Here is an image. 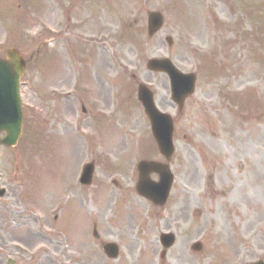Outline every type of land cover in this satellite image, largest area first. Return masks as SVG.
<instances>
[{
	"label": "rangeland",
	"instance_id": "374dc122",
	"mask_svg": "<svg viewBox=\"0 0 264 264\" xmlns=\"http://www.w3.org/2000/svg\"><path fill=\"white\" fill-rule=\"evenodd\" d=\"M93 2L102 18L98 16L91 24V31L85 32L82 27L81 32H75L72 28L80 10L71 15L67 27L66 22L56 21L62 37L69 41L74 38V43L79 37L87 44V36H94L96 42L89 44V50L77 51L83 44L75 43L74 52L69 51L67 56L47 52L40 59L41 51L36 49L49 46L53 50L60 44L59 40L50 45V37L43 33L42 0H0V57L5 49L15 47L28 68L21 79L25 103L22 136L15 148H0V187L7 189L0 198V264H8L9 260L13 264H235L233 254L228 261H219L220 234L226 238L235 236V227L229 220L228 228L218 223L219 210L229 203L227 197L213 195L200 200L204 173L199 155H203L205 143L220 150L229 169L224 173V165L219 164L216 171L222 172H212L217 185L224 175L225 188L229 177L237 182L236 192L245 190L253 174L257 204L254 228L258 231L255 246L263 248L264 231L259 223L264 220V0ZM63 4L67 6V0ZM151 11L163 15L164 26L149 39L146 14ZM166 36L173 39L171 48L164 41ZM153 57L169 58L185 73L197 68L199 94L196 91L197 96L186 101V120L176 117L169 104L167 78L146 70V61ZM42 68L53 71L67 84L61 86L56 79L42 76ZM72 68L75 80L83 77L90 83L89 99H97L91 100L97 104L94 108L107 105L102 106L110 116L107 122L89 119L82 115L80 107L72 110L74 98L64 101L49 95L72 91ZM205 69L211 75L203 74ZM138 83L151 87L156 104L163 110L170 112L172 107L177 149L172 170L182 182L180 187L192 185L191 194L174 188L172 202L163 208L135 191L137 162L143 158L163 161L136 100ZM82 85L87 86L76 82V87ZM209 89L214 103L204 107L201 102L208 99L205 92ZM223 115L230 119L225 121ZM215 117L222 119L218 131ZM83 121L89 136L82 140L77 124ZM189 123L196 124L190 133L186 131ZM218 137L225 142L218 141ZM113 158L114 164L109 166L106 160ZM208 159L217 158L211 155ZM92 161V184L82 187L78 185L81 168ZM239 197L238 204L248 203L246 196ZM168 212L177 219L176 244L161 261L159 235L170 228L174 231ZM94 226L99 236L96 240L92 236ZM197 241L203 245L200 252L190 249ZM39 242L47 248L36 262L25 250L15 248L30 249ZM103 242L118 245V260L104 256L99 246ZM229 243L226 240V250ZM260 250L254 249L256 256Z\"/></svg>",
	"mask_w": 264,
	"mask_h": 264
},
{
	"label": "water",
	"instance_id": "95a60500",
	"mask_svg": "<svg viewBox=\"0 0 264 264\" xmlns=\"http://www.w3.org/2000/svg\"><path fill=\"white\" fill-rule=\"evenodd\" d=\"M162 24V17L158 13L148 14V33L154 34ZM167 42L171 44V40L167 38ZM7 60H0V132H4L5 137L0 139V144L13 145L20 134L21 112L20 99L18 94V81L23 73L25 64L19 54L15 50H9L6 54ZM148 69L153 71H165L168 73L172 84L175 86L176 93L181 92V95L175 97V101L181 103L183 99L192 92L193 79L187 80L180 77L176 70L170 65L167 60H150ZM138 98L142 102L145 113L147 114L153 135L157 141L162 154L169 157L172 150L166 147V137H171L172 124L169 117L161 115L157 112L153 105L152 95L144 87H139ZM170 143V139L167 140ZM170 146V145H169ZM158 172L161 182L167 183L165 190L168 192L171 176L164 167L154 163L142 162L139 164V182L138 191L152 200L154 203L163 204L165 195L160 196L157 186L148 179L150 172ZM88 177L85 183L90 182L92 167L87 170ZM155 188V190L153 189ZM166 192V193H167ZM166 245L171 244L172 239H165ZM106 252L113 258L117 255L116 247L106 245Z\"/></svg>",
	"mask_w": 264,
	"mask_h": 264
},
{
	"label": "flooded vegetation",
	"instance_id": "af4514ba",
	"mask_svg": "<svg viewBox=\"0 0 264 264\" xmlns=\"http://www.w3.org/2000/svg\"><path fill=\"white\" fill-rule=\"evenodd\" d=\"M54 11L51 12L53 14ZM237 190V182H230L228 185V189L225 191L224 187L219 189L218 194L222 197H229L230 203L226 204L225 207L219 210L218 213V223H222L224 228L228 224L226 220H229V224L235 227L234 234L235 236L229 235L227 240L233 241L237 245L236 255L242 254L245 256L244 258L255 257V251L251 244H255V237L257 235L256 226L254 228V223L256 221V213H255V181L252 179L251 183L247 186V189H239ZM235 194L234 196H232ZM239 195L246 196V200L248 203L238 204L240 199ZM234 197V198H233ZM235 203L237 204L236 208ZM260 230L264 231V220H262L259 224H262ZM225 239V237L223 238ZM264 252V247L262 248Z\"/></svg>",
	"mask_w": 264,
	"mask_h": 264
}]
</instances>
